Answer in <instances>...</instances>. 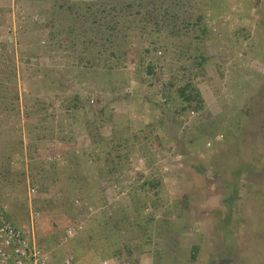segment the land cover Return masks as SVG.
<instances>
[{
	"label": "rangeland",
	"instance_id": "1",
	"mask_svg": "<svg viewBox=\"0 0 264 264\" xmlns=\"http://www.w3.org/2000/svg\"><path fill=\"white\" fill-rule=\"evenodd\" d=\"M117 1L0 0V214L53 264H264V0Z\"/></svg>",
	"mask_w": 264,
	"mask_h": 264
},
{
	"label": "built area",
	"instance_id": "2",
	"mask_svg": "<svg viewBox=\"0 0 264 264\" xmlns=\"http://www.w3.org/2000/svg\"><path fill=\"white\" fill-rule=\"evenodd\" d=\"M36 191L34 188L33 192ZM82 227L79 222H74L64 236L68 240L74 238ZM30 229L28 231L0 214V264H53L50 251L39 243L33 227ZM64 263L73 264V256H68Z\"/></svg>",
	"mask_w": 264,
	"mask_h": 264
},
{
	"label": "trees",
	"instance_id": "3",
	"mask_svg": "<svg viewBox=\"0 0 264 264\" xmlns=\"http://www.w3.org/2000/svg\"><path fill=\"white\" fill-rule=\"evenodd\" d=\"M172 1H173V3H174V0H130V1H128L127 3H124V0H118L117 2H116V4H114L113 3V5L111 6L112 8L111 9H114V8H118V6H121L120 8H122L123 7V5L125 6V7H127V6H133V5H136V4H139L138 6H144V8H145V12L147 13V14H153L154 13V11H155V8H157V7H159V8H162L163 10H164V13H166L167 14V12H168V8H171V6H172ZM147 2V3H146ZM241 2V1H240ZM167 3V6H165V4ZM147 5H148V8H147ZM70 7V6H69ZM71 8V7H70ZM72 9V8H71ZM103 10H106V8L105 9H103ZM98 14H100L99 13V11H98ZM95 16V15H94ZM153 17H156V19H157V15H156V13H154V15H153ZM201 18H202V15H198V17H197V19L198 20H201ZM53 19V18H52ZM55 19V18H54ZM83 21H84V19H83ZM53 23H55V22H50V25L49 26H53V28L55 27L54 25L55 24H53ZM107 23H109V25H106L104 22H103V27L105 28L106 26L110 29L111 28V25L114 23V21L113 20H108L107 21ZM106 25V26H105ZM115 28H117V26L116 25H113ZM69 29H68V31H67V33L68 32H71V31H73V29L74 28H72V26H70V27H68ZM108 38L110 39V40H114V35L111 33V31H109V35H108ZM202 60H205V57L204 56H202ZM153 69H152V66H149V71H152ZM188 89H192V91H190L188 94H186V92H187V90ZM195 93H196V95L198 96V95H200L199 94V91H198V89L196 88V87H194L191 83H188V84H186V85H184L183 87H181L180 88V90H179V94L182 96V97H184L185 98V101L186 102H189V103H191L192 101H193V99H195ZM44 162H46V163H44L43 165H44V169L46 170H53V175H56L57 177H61L62 175L64 176V172L62 171L61 172V169L63 170V168H60L56 163H58V162H56V160H51V161H48V160H46V161H44ZM46 164V165H45ZM52 168V169H51ZM45 173H47V171L45 172ZM63 178V177H62ZM152 184H154L153 182H151ZM87 185H88V183H87ZM86 186V184L84 185V184H82V187H85ZM89 186V185H88ZM144 187H146L145 185H144ZM89 189H91V187H88ZM81 199H83V198H81ZM86 201H88L89 202V199H87ZM85 201V202H86ZM88 202H86L87 204H88ZM78 205H76V206H78V207H80V206H82V205H86V204H82V203H77ZM231 204V203H230ZM228 231L229 232H233L234 231V229H228ZM36 236V235H35ZM227 237H229L228 235H227ZM37 239H38V241H39V238L38 237H36ZM229 240V239H228ZM40 243V242H39ZM229 243H230V241H229ZM43 246V245H42ZM45 248V247H44ZM228 248L229 249H231V247H229L228 246ZM62 264H64V260L62 261Z\"/></svg>",
	"mask_w": 264,
	"mask_h": 264
},
{
	"label": "crops",
	"instance_id": "4",
	"mask_svg": "<svg viewBox=\"0 0 264 264\" xmlns=\"http://www.w3.org/2000/svg\"><path fill=\"white\" fill-rule=\"evenodd\" d=\"M31 229L29 228L28 229V231H30ZM236 230H237V228H236ZM235 250L236 249H238L237 247H235L234 248ZM238 252L240 253L241 252V250H238ZM255 254L257 255V254H259V259L258 260H261V259H263L264 257H262V255L264 254V250H263V247H261V250H258L257 248L255 249ZM244 257H245V259H246V254L244 255ZM230 258H231V256L230 257H225V259H227V260H230ZM221 261V260H220Z\"/></svg>",
	"mask_w": 264,
	"mask_h": 264
},
{
	"label": "clouds",
	"instance_id": "5",
	"mask_svg": "<svg viewBox=\"0 0 264 264\" xmlns=\"http://www.w3.org/2000/svg\"><path fill=\"white\" fill-rule=\"evenodd\" d=\"M15 223V222H14ZM34 230V229H33Z\"/></svg>",
	"mask_w": 264,
	"mask_h": 264
}]
</instances>
